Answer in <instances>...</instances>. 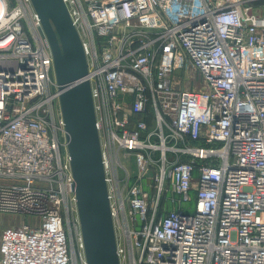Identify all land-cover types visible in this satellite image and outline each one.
<instances>
[{"label":"built area","instance_id":"built-area-1","mask_svg":"<svg viewBox=\"0 0 264 264\" xmlns=\"http://www.w3.org/2000/svg\"><path fill=\"white\" fill-rule=\"evenodd\" d=\"M63 1L120 264H264V0ZM59 94L31 0H0V215L31 221L0 264H86Z\"/></svg>","mask_w":264,"mask_h":264},{"label":"water","instance_id":"water-1","mask_svg":"<svg viewBox=\"0 0 264 264\" xmlns=\"http://www.w3.org/2000/svg\"><path fill=\"white\" fill-rule=\"evenodd\" d=\"M53 59L86 264H120L81 39L63 0H31Z\"/></svg>","mask_w":264,"mask_h":264},{"label":"rangeland","instance_id":"rangeland-1","mask_svg":"<svg viewBox=\"0 0 264 264\" xmlns=\"http://www.w3.org/2000/svg\"><path fill=\"white\" fill-rule=\"evenodd\" d=\"M258 5H254V9H255V13H258L257 7ZM0 222L1 223H16L17 225H20L24 222H28L30 224V219H24L21 216H12V215H6V214H1L0 215ZM69 223H67L65 225V228L67 230V232L69 233L70 239L72 241V244L74 245V256L76 261L78 260L77 255L79 253V231H80V227L78 228L77 224H75L73 222L72 219H70V221H68Z\"/></svg>","mask_w":264,"mask_h":264},{"label":"crops","instance_id":"crops-1","mask_svg":"<svg viewBox=\"0 0 264 264\" xmlns=\"http://www.w3.org/2000/svg\"><path fill=\"white\" fill-rule=\"evenodd\" d=\"M14 224H16V223H6V224H4V223H1V222H0V236H1V232H2V230H3L6 226H10V225H14Z\"/></svg>","mask_w":264,"mask_h":264}]
</instances>
